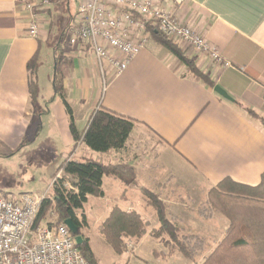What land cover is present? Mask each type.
Returning a JSON list of instances; mask_svg holds the SVG:
<instances>
[{"label":"crops","instance_id":"obj_1","mask_svg":"<svg viewBox=\"0 0 264 264\" xmlns=\"http://www.w3.org/2000/svg\"><path fill=\"white\" fill-rule=\"evenodd\" d=\"M20 1L0 0V155L32 156L47 142L55 159L40 174L45 189L34 194L51 193L55 172L66 160L131 170L132 185L106 177L102 192L111 210L138 215L139 210L149 209L141 188L157 195L166 207L183 212L187 205L202 204L209 190L224 179L250 187L260 183L264 173V0H186L182 6H169L231 66L186 53L209 84L192 76L151 38L121 74L111 76L103 64V80L90 47L75 35L80 3L75 0L76 10L70 22H63L55 46L75 126L83 133L98 110L134 122L124 147L103 154L73 141L68 115L53 90L46 97L37 91L32 101L27 65L38 56L37 84L48 56L52 81L55 47L50 51L45 47L62 18L54 10L60 3L51 0L39 37L29 38ZM46 82L50 86V80ZM216 86L232 101L216 94ZM64 186L71 189L69 183Z\"/></svg>","mask_w":264,"mask_h":264},{"label":"trees","instance_id":"obj_2","mask_svg":"<svg viewBox=\"0 0 264 264\" xmlns=\"http://www.w3.org/2000/svg\"><path fill=\"white\" fill-rule=\"evenodd\" d=\"M147 31L149 37L180 61L192 76L209 84L207 77L196 67L195 62L177 45L163 37L155 26L148 24ZM57 49L55 47L51 85L54 96L60 98L68 115L73 141L81 142L86 148L100 154L123 148L134 126V122L128 118L107 110H98L91 116L83 133L77 130L64 93V77L57 68L60 59ZM37 69L38 56L35 55L27 65L32 101L37 95ZM249 114L252 115L250 112ZM61 169L63 177L53 185L51 197L42 202L36 223L48 219L51 212L56 218L54 225L71 220L78 230L77 235L82 238V244L77 246L80 253L89 264H97L89 241L81 235L83 226L76 212L83 209L88 198H103L104 178L110 177L124 186H129L134 183V177L126 167L104 166L93 161L66 160ZM69 177L75 180L71 189L64 186ZM140 192L159 224L153 234L155 238L166 236L170 253L177 252L192 264L202 258L206 254L204 240L196 236H180L178 229L170 223L166 205L159 197L142 188ZM199 209L200 216L211 218L217 213L228 222L223 237L213 250L202 258L200 264H264V173L260 183L254 187L237 184L230 179L222 180L209 190L204 204ZM98 232L113 252L121 256L125 250L123 239L132 240L131 242L137 245L146 234V223L135 212L126 213L114 208L98 227Z\"/></svg>","mask_w":264,"mask_h":264},{"label":"built area","instance_id":"obj_3","mask_svg":"<svg viewBox=\"0 0 264 264\" xmlns=\"http://www.w3.org/2000/svg\"><path fill=\"white\" fill-rule=\"evenodd\" d=\"M185 1L80 0L75 35L90 47L103 80V64H107L111 76H117L145 48L150 38L148 24L182 51H188V56L195 54L230 68L202 35L168 10ZM50 3L51 0L20 1L29 38L39 37ZM62 175L61 170L51 188ZM47 199L48 193L22 195L15 201L0 196V264H89L66 225H54L52 212L48 219L36 223L42 202ZM125 249L126 256H131L135 247L127 241Z\"/></svg>","mask_w":264,"mask_h":264},{"label":"rangeland","instance_id":"obj_4","mask_svg":"<svg viewBox=\"0 0 264 264\" xmlns=\"http://www.w3.org/2000/svg\"><path fill=\"white\" fill-rule=\"evenodd\" d=\"M54 2L56 4L60 3L59 6L55 5L54 10L56 8V12L62 20H59L57 27L53 28L49 35V42L45 47L49 51L57 45L59 37L62 35L63 22L65 20L70 22V17L77 7L75 0H54ZM148 43H151V41L148 40ZM52 69L50 59L47 56L42 62L41 80L37 83V91L40 90L43 97L49 95L52 90ZM48 80H50L51 87L49 82H46ZM42 144L44 145L37 148L36 153L32 156L9 157L0 155V196L15 201L22 195H31L45 189L41 181L43 177L40 174L44 173L46 163L55 158L49 152L47 142L43 141ZM61 165L55 172L53 180L62 170ZM66 183H69L70 186L73 184L68 179ZM51 185L49 192L52 193ZM51 193H48V196L51 197ZM204 202L202 204L187 205V209L183 212L166 207V214L170 223L178 229L180 236H196L204 240L206 250L204 256H207L223 237L226 230V220L217 213L213 214L211 218L200 216L199 208ZM109 207L110 205L106 203L104 198H92L84 205L82 210L76 212V216L83 226L81 235L89 241L90 249L97 264H192L177 252L170 253L166 244L168 241L166 236L155 238L153 234L158 229L159 224L150 208L143 211L139 210L140 217L146 223L145 236L137 245L133 244L135 250L131 253V256H126V249L121 256H117L98 232V227L105 221L111 211ZM123 241L126 243L130 240L123 239ZM202 258H198L194 264H200Z\"/></svg>","mask_w":264,"mask_h":264},{"label":"water","instance_id":"obj_5","mask_svg":"<svg viewBox=\"0 0 264 264\" xmlns=\"http://www.w3.org/2000/svg\"><path fill=\"white\" fill-rule=\"evenodd\" d=\"M213 90H214V92L216 94H218L223 99L228 100V101H232L230 99V97L222 89H220L219 87L216 86V87H214ZM64 224L66 225L68 230L71 232V234L75 237L76 245L80 246L82 244V238L77 235L78 234V230H77L76 226L72 223L71 220H67Z\"/></svg>","mask_w":264,"mask_h":264}]
</instances>
